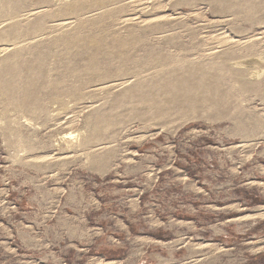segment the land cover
Returning a JSON list of instances; mask_svg holds the SVG:
<instances>
[{
    "label": "rangeland",
    "instance_id": "obj_1",
    "mask_svg": "<svg viewBox=\"0 0 264 264\" xmlns=\"http://www.w3.org/2000/svg\"><path fill=\"white\" fill-rule=\"evenodd\" d=\"M0 264H264V0H0Z\"/></svg>",
    "mask_w": 264,
    "mask_h": 264
},
{
    "label": "bare ground",
    "instance_id": "obj_2",
    "mask_svg": "<svg viewBox=\"0 0 264 264\" xmlns=\"http://www.w3.org/2000/svg\"><path fill=\"white\" fill-rule=\"evenodd\" d=\"M77 8V7H76ZM78 9V8H77ZM99 42V41H98ZM78 43V40L77 39H75V38H68V39H64L63 40V45H65L67 48L68 47H71V46H76V44ZM135 43V42H134ZM133 44V43H132ZM121 45V44H120ZM77 46H79V45H77ZM122 46H123V44H122ZM126 46V45H125ZM125 46H124V48H125ZM141 48V47H140ZM80 50V49H79ZM77 56V55H76ZM108 57V56H107ZM89 63V62H88ZM90 65L92 66L93 65V59L90 61ZM231 67V69H237L236 67V64H233V65H231L230 66ZM243 70L244 69H238L237 71H239V72H237V76H238V78L239 79H242L243 77H247V75H248V71H245L244 73H243ZM105 77V76H104ZM106 79V78H105ZM128 81V80H127ZM102 82V81H101ZM126 84V81L125 82H121L119 85H116L115 83H114V81L113 82H110V83H108V84H102V85H106L105 87H103V89L104 88H107V87H114V86H117V87H119V86H123V85H125ZM5 89H6V91H10L11 90V88L8 86V85H6L5 86ZM12 91V90H11ZM24 106V105H23ZM140 251V250H139ZM142 252V251H141ZM135 257V256H134ZM135 259V258H134ZM129 260V259H128ZM131 263V262H130Z\"/></svg>",
    "mask_w": 264,
    "mask_h": 264
}]
</instances>
